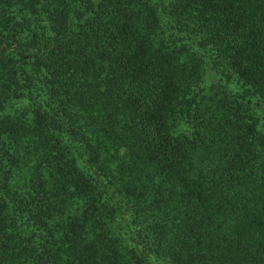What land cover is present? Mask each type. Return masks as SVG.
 Returning a JSON list of instances; mask_svg holds the SVG:
<instances>
[{
    "label": "trees",
    "instance_id": "obj_1",
    "mask_svg": "<svg viewBox=\"0 0 264 264\" xmlns=\"http://www.w3.org/2000/svg\"><path fill=\"white\" fill-rule=\"evenodd\" d=\"M0 264H264V0H0Z\"/></svg>",
    "mask_w": 264,
    "mask_h": 264
}]
</instances>
